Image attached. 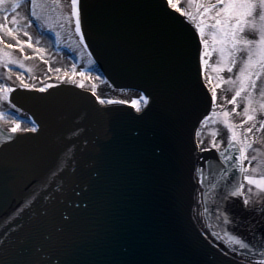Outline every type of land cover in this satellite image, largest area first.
Listing matches in <instances>:
<instances>
[{"label":"water","instance_id":"obj_1","mask_svg":"<svg viewBox=\"0 0 264 264\" xmlns=\"http://www.w3.org/2000/svg\"><path fill=\"white\" fill-rule=\"evenodd\" d=\"M87 2L103 76L122 91L150 89L156 101L141 116L129 105H99L75 86L53 97L17 88L15 100L43 131L0 143V264H235L201 234L193 212L204 187L193 172V134L210 109L203 89L190 91L179 76L161 85L174 75L173 29L156 7L164 0ZM214 151L203 154L211 162L204 179L216 185L203 198L208 226L237 235L229 204L228 216L214 210L226 167Z\"/></svg>","mask_w":264,"mask_h":264},{"label":"snow or ice","instance_id":"obj_2","mask_svg":"<svg viewBox=\"0 0 264 264\" xmlns=\"http://www.w3.org/2000/svg\"><path fill=\"white\" fill-rule=\"evenodd\" d=\"M191 3L195 5L193 10L182 7L180 0H164L163 5H156L162 10L164 22L173 29L174 33L172 61L174 75L169 81L161 80V85L165 87L167 84V87H171L175 77L179 76L190 91L203 89L210 113L203 116L200 125L207 126L214 117L222 116L223 120L217 122L225 125L231 133L225 146V140L219 138L221 137L219 129L214 128L209 138L204 137L200 125L194 131L193 172L198 184L204 187L197 189L193 212L199 215L203 198L209 195V187H216L204 179V162L209 164L211 162L203 155L215 149L222 160V165L218 163L217 167L226 166L220 174L222 181L220 189L215 193L217 201L215 212L220 216H228L227 205L234 198L242 197L245 210L255 214L259 210L256 199L251 193L259 188L262 190L261 195H264V175L253 174L250 171L252 165L246 162L255 159L254 156H249V149L252 148L255 140V129H259L262 134L261 139L264 140V119H262L264 118V0H191ZM20 7L21 0H0V41L4 40V34L14 37L17 43L6 45L11 49L16 47L23 49L25 45L35 47L30 33L25 31V28L39 19L35 12L36 0H32L31 15L23 17L24 23L21 22V14L18 11ZM92 7L87 0H71L70 19L74 17L72 22L82 42L81 47L89 50L90 57L94 51L90 45L92 39L97 36ZM21 33L29 36V39H21ZM15 62L10 61V63ZM88 63L93 65L96 60L89 59ZM71 68V78L65 75L57 77L55 82H52V77H48V82L29 83L24 80L22 74L18 73L21 80L19 87L35 97H53V93L59 87L69 85L75 86L77 90H86V80H91V76H86V71L91 72L92 69L77 72L75 63ZM8 71H12L11 67ZM225 83L232 85V94L229 95V89L224 88L221 100L218 90L223 88ZM16 91L17 88L7 84L0 86V100L11 106L8 115L16 117L8 133V140L17 139L22 134L43 131V123L37 122L38 117L34 113L29 115L25 106L15 100L13 94ZM91 92L99 105L131 104L141 116L147 114L156 101V95L150 89H144L143 95L137 93L136 98L130 100L100 95L95 86L91 88ZM254 97L258 98L259 102H256ZM49 103L55 107L57 101L52 99ZM228 104L234 107L227 109ZM3 115L4 113L0 112V116ZM237 116L241 117L239 123L235 122ZM25 122L30 127H22ZM78 134L79 125L73 132V135ZM67 159L71 162L74 157ZM65 170L66 167L58 168L54 175L62 176ZM233 173L234 176L229 179L230 174ZM246 185L247 191H245ZM203 211L207 212L208 208L203 207ZM17 215H22V212L17 210ZM254 220L255 215L249 218L250 228L253 227ZM233 221L236 224L244 222L242 218L237 219L234 216ZM201 234L211 237L214 247L225 257L234 260L235 264H264V243L256 245L240 235H233L232 232H227L224 237L211 231ZM221 244L224 246L221 247Z\"/></svg>","mask_w":264,"mask_h":264},{"label":"bare ground","instance_id":"obj_3","mask_svg":"<svg viewBox=\"0 0 264 264\" xmlns=\"http://www.w3.org/2000/svg\"><path fill=\"white\" fill-rule=\"evenodd\" d=\"M66 1H68V4L70 3V5H71V0H65L63 2H62V0H41L40 4H42V6H40V7L42 10H40V13L43 11L42 13H46L48 15V18H50L51 12H53V14H56V15H57L59 10L64 12V10H65L64 2H66ZM26 5H27V9H28L27 13L29 14L32 12V8L29 9L30 5H28V4H26ZM24 6H25V3H21V7L18 10L20 13H21V10L24 9ZM6 7H7V5H6ZM36 8H37V5L35 7V11H36ZM21 16L23 17L24 15L21 14ZM56 17H52V19L56 20V21L59 19V21H60L59 25L60 26L62 25V23H64L63 22L64 19H67L68 21L70 20L68 18V16H66V13H64V17L61 18L62 21L60 18H56ZM69 17H70V14H69ZM73 19H74V17L71 20H73ZM69 23L67 26V32L63 33V38H61V40L66 38V40L70 43V45L71 46L73 45V47L68 48V51H66V54H69L67 57H70L71 59L73 58L72 63H75L77 65L76 71L79 72L81 70V69H79V67L81 65L86 66L85 64H87V60L92 59V58L94 59V57H93V54L90 57L88 54L89 50L84 49V48L83 49L85 50L84 54H85L86 59L82 60L81 57L78 56V54H77L78 49L75 48V42H77V39H79V34L76 33V31H75L74 23L73 22H71L70 24ZM56 26H58V25H56ZM63 27H64V25H63ZM54 28L55 27L51 26V30ZM25 31H28L30 33L32 43L35 45V47H33V49H32V50H35L33 53H31L32 52L31 47L28 45L23 46V49H21L20 47H16L14 49L8 48L6 46L7 44H16L17 43V41L15 40L14 37L8 36V38H9L8 41H4V40L0 41V51H1V54H3L2 56H4V57L7 56L8 58L12 57L11 59H13V60H10L8 58H7V60L16 61L15 63H17L20 66L19 69L16 68L17 70H15V71L18 72L19 74H22L24 76V79H25L27 76V71L20 69L22 67L21 65L24 66V64L33 63V66L38 68L41 66L43 67L42 64L44 63L46 65V66L44 65L45 68H47V65H49L48 67H50V69H51L50 70L51 73L47 77H50L52 75H57L58 77H63L67 74V76L69 78H71L72 63H71V60H68V58L66 59V57L63 58V56H62V54L65 52L60 51L61 48L59 49V47H60V45H62V43L60 40V35L57 34L58 32H54V31L53 32H47V30H45V29L37 28L36 25H31L30 27H27L25 29ZM54 34L58 35V37ZM20 38L27 40V39H29V36H25L23 33H21ZM49 45H51V47ZM73 55H75V56L73 57ZM45 56H47V57H45ZM18 59H19V61H18ZM213 59H215V57H213ZM52 60H53V62H52ZM54 60H57L56 64H55ZM61 61H63V62H61ZM15 63L9 64L12 71L11 72L8 71V73L11 76L13 74H16V76H17L16 79H18L19 84L18 85H9V86L15 87V88H20L19 85L21 84V80H20V76L18 75V73H15V71H14ZM56 65H58V66H56ZM8 68H9V66L6 65V66H4L3 69H8ZM53 68H54V70H56L55 72H54V70L52 71ZM62 68H68L69 70L66 72L65 70H62ZM92 74H95V73L92 72ZM225 75H227V73H225ZM86 76L92 77V75L88 74L87 72H86ZM99 77L101 78L102 82H99V84L97 83L98 80H95L96 82H93V81L92 82L96 86V89L100 95L106 96L108 98L115 97L116 99L117 98L118 99L119 98L125 99L124 97H119L117 95V93L107 84L106 80L100 76V73H99ZM53 79H56V77ZM37 80H39V77H37ZM25 81L31 83L29 80L25 79ZM88 81L89 80H86V82H88ZM2 85H3V83L0 81V86H2ZM221 90L222 89H219L220 94H221ZM5 91H6V89H5ZM126 95L127 96H137V93L130 92V93L125 94V96ZM0 107H1L0 112L4 113L3 116H0V143H2L3 141L8 139L5 137V135L3 136V134L4 133H6V134L10 133V130L8 128L12 127L13 122L16 120V117L8 115L9 109L11 107L9 104L0 100ZM25 126L30 127V125L27 124L26 122L24 124H22V127H25ZM201 127L203 129V135H205L204 129L206 126L201 125ZM33 134H39V133H33ZM26 135L27 134H22L19 137L26 136ZM228 137H229V134L227 131H223L221 133L220 138H223L225 140V146L227 145ZM214 152H217V151L215 150ZM245 189H246V187H245ZM257 208L259 211L255 214L246 211L244 206H243L242 197L241 198H234L232 200V202L229 203L230 218H231V222H232V225L234 227L235 232L237 233V235H240V236L250 240L254 244L264 243V214H260L261 212H264V207L259 206ZM199 214H200V218H201V222H202V226H203L204 231L205 232L210 231V227L208 226L209 222H208V219L206 217L205 212L203 211V206L199 209ZM253 215H255V220L253 221V227L250 228L249 227V218L252 217ZM233 216L237 219L242 218L244 222L241 224H236L233 221ZM253 232L255 233L254 235H253ZM208 238L211 239V237H208Z\"/></svg>","mask_w":264,"mask_h":264},{"label":"rangeland","instance_id":"obj_4","mask_svg":"<svg viewBox=\"0 0 264 264\" xmlns=\"http://www.w3.org/2000/svg\"><path fill=\"white\" fill-rule=\"evenodd\" d=\"M40 1L41 0H36L37 8H36V11H35L37 16L39 17V19L35 20L32 23V25H36L37 28H39V29H45V30H47V32H53V31L54 32H58L57 34L60 35V40H61V38H63V33L67 32L68 23L70 21L72 22V20L69 17L70 7H71L70 3L68 4V1L64 2V4H65L64 12L59 10L57 15L53 14V12H51L50 13L51 16H50V18H48V15L46 13H42L43 11L40 13V10H42L41 7H40V6H42V4H40ZM63 1H65V0H62V2ZM22 2L25 3V6H24V9L21 10L20 14H23L24 16L25 15L30 16L31 13H29V14L27 13L28 9H27V5L26 4L30 5L29 9H31L32 8V0H22ZM180 3H181V6L184 7L185 9H187V10H193L195 8V5H193L191 3V0H180ZM64 13H66V16H68V18L70 20L68 21L67 19H64V21H63L64 23H62V25L60 26L59 25L60 24L59 19L56 21V20H53L52 17H56L57 16L56 18H60L61 19V18L64 17ZM23 17L21 16V22L22 23H24ZM61 21H62V19H61ZM56 25H58V26H56ZM63 25H64V27H63ZM51 26L55 27V28L51 30ZM54 35H56V34H54ZM58 35H56V36L58 37ZM30 38H31V36H30ZM8 40H9V38H8L7 34H4V41H8ZM61 43H62V45H60L59 49L61 48L60 51H64L65 52V53L62 54L63 58L64 57H66V59L68 58V60H71V63H72L73 58L71 59L70 57H67L69 54H66V51H68V48L73 47V45L71 46L70 43L66 40V38L61 40ZM81 43L82 42L79 39H77V42H75V48L78 49V52H77L78 56L81 57L82 60H85L86 59L85 54H84L85 50L81 47ZM49 46L51 47V45H49ZM30 47H31V50H32L33 47L32 46H30ZM34 51L35 50H32L31 53H33ZM81 53H83V55H81ZM2 55L3 54H1V51H0V81L3 83V85H5V84H7V85H18L19 81H18V79H16V77H17L16 74H13L11 76L8 72L4 71V69H3L4 66L8 65L10 67V65H9L10 61L7 60V58H8L7 56L4 57ZM74 56L75 55H73V57ZM45 57H47V56H45ZM11 58L12 57H9L8 59L13 60ZM18 61H19V59H18ZM88 61L89 60H87V64H85L86 66L81 65L79 67V69H81L80 71H86L89 68L93 69V65H89ZM52 62H53V60H52ZM54 62L56 64L57 60H54ZM61 62H63V61H61ZM42 65H43V67L42 66L41 67L37 66L38 68H36L35 66H33V63H29V64H24V66L21 67L20 69L27 71V76H26L25 79L29 80L31 83H36V82L44 83V82H48V77L47 76H49V74L51 73L50 72L51 69H50V67H48L49 65H47V68H45L46 65L44 63ZM56 66H58V65H56ZM19 67L20 66L17 63H15L14 71L17 70L16 68L19 69ZM53 70H54V68L52 69V71ZM62 70H65L67 72L69 69L68 68H62ZM55 71L56 70H54V72ZM15 73H18V72L15 71ZM87 73L92 75V77H91V80L86 82V84H85V88L86 89H91L93 86H95L94 83H93V82H96L95 80H98L97 81L98 84H99V82H102L101 78L99 76H97L96 74H92V71L91 72H87ZM37 77H39V80H37ZM50 77H52V82H55L56 79H53V78H55V77L57 78L58 76L57 75H52ZM224 88L229 89V92H228L229 95L232 94V91H231L232 85L231 84L225 83ZM224 88H221L222 89L221 90V94H220L221 95V100H222V96L224 94ZM123 97L125 99H129V100L133 99V98H136V96H127V95L123 96ZM254 99H256V102H259L258 98L254 97ZM253 106L255 107L256 104L254 103ZM226 107H227V109H232L234 106L231 105V104H228V105H226ZM0 110H1V107H0ZM217 111L219 112V109H217ZM240 119H241V117H239V116L235 117V122L239 123ZM262 119H264V118H262ZM222 120H223L222 116L214 117L212 119V121L205 127V129H204V131H205L204 137L205 138L211 137L212 130L215 128V129H219L221 133L223 131H227L228 134H229V137H228V140H229L230 139V135H231L230 130H228L227 127L225 125H223L222 123H218L217 122V121H222ZM8 129L10 130L11 127H9ZM254 135H255V140H254V142L252 144V148L249 149V156H254L255 159L248 161V163H250L252 165V168L250 169V171H252L253 174H255V175H264V140L261 139V135L262 134L260 133L258 128L254 130ZM245 191H247V186H246ZM261 191L262 190L257 188L255 192L251 193V195L256 199L257 207L262 206V201H264V195H261Z\"/></svg>","mask_w":264,"mask_h":264}]
</instances>
